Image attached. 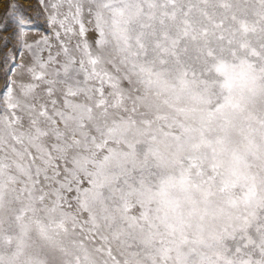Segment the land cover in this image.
<instances>
[{
  "label": "snow or ice",
  "instance_id": "obj_1",
  "mask_svg": "<svg viewBox=\"0 0 264 264\" xmlns=\"http://www.w3.org/2000/svg\"><path fill=\"white\" fill-rule=\"evenodd\" d=\"M40 3L0 69V264H264V0Z\"/></svg>",
  "mask_w": 264,
  "mask_h": 264
},
{
  "label": "rangeland",
  "instance_id": "obj_2",
  "mask_svg": "<svg viewBox=\"0 0 264 264\" xmlns=\"http://www.w3.org/2000/svg\"><path fill=\"white\" fill-rule=\"evenodd\" d=\"M9 3L13 5L11 10L7 7ZM20 14H23L28 21L27 27L31 29L30 39H37L42 35L51 34L40 0H0V26L8 25L7 31L0 32V69L11 68L13 64L19 63V54L13 60L10 50L15 45V40L11 35L14 30L13 21ZM4 37L8 39L5 40ZM5 53H7V57H5ZM5 60L8 62L6 63ZM8 75L10 77L11 73ZM4 84L5 75L0 70V88H3Z\"/></svg>",
  "mask_w": 264,
  "mask_h": 264
}]
</instances>
